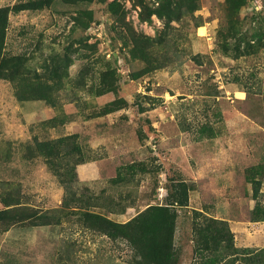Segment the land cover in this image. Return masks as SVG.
I'll return each mask as SVG.
<instances>
[{"label":"rangeland","instance_id":"1","mask_svg":"<svg viewBox=\"0 0 264 264\" xmlns=\"http://www.w3.org/2000/svg\"><path fill=\"white\" fill-rule=\"evenodd\" d=\"M140 1L0 0L10 9L6 54L21 56L26 75L51 96L20 99L18 84L0 77V195L57 208L64 182L78 179L90 210L127 222L171 200L185 181L176 231L182 264H204L211 253L196 252L200 209L229 219L219 226L234 247L264 249V211L254 212L264 209V0ZM128 26L166 39L156 47L160 67L139 78L132 73L145 63L133 55ZM228 28L237 36L225 52ZM73 133L83 156L56 175L35 142ZM0 264L134 263L126 241L72 216L0 230Z\"/></svg>","mask_w":264,"mask_h":264},{"label":"trees","instance_id":"2","mask_svg":"<svg viewBox=\"0 0 264 264\" xmlns=\"http://www.w3.org/2000/svg\"><path fill=\"white\" fill-rule=\"evenodd\" d=\"M137 1L142 4V1ZM114 3L115 1L111 3V8ZM42 6V3L33 2L34 8ZM9 12V7H0V77L8 78L18 84L17 94L20 99L50 98L43 82L30 79L26 75L27 62L19 55H7L5 52ZM128 32L129 36H127L130 42H133L134 57L140 58L145 63L144 67L132 73L134 78H139L159 66L160 59L156 47L157 44L165 45L166 39L160 38L158 42H155L148 36L137 33L131 26H128ZM235 33L234 28H228L226 32L221 33V36L225 38V44H223L225 52L233 49L230 39L237 36ZM235 47L238 53L240 44H235ZM54 67L53 73L58 74L60 67L57 65ZM107 76L113 78L114 72L108 73ZM22 88L24 92L29 90L30 93L20 95ZM104 90L108 88L105 87ZM207 127L202 126L201 130L204 131ZM78 136L73 133L56 139L35 142L38 155L43 156L45 163L54 174H65V172L69 174L77 166V162H72L71 157L83 156L82 148L75 142ZM63 185L65 194L62 205L52 209H40L24 204L13 194L8 197L0 195V202L4 206L0 209V230L7 231L12 225L24 222L37 226L59 224L64 219L77 216L78 221L86 227L98 230L114 240L126 241L132 250L134 264H182L181 249L176 244V231L178 208L188 204L189 199V187L185 181L175 185L176 190L172 193L171 200L149 205L127 222H117L103 212L90 210L88 207L92 199L85 198L90 191L78 179L64 182ZM261 211L264 209L257 206L254 212ZM195 214L197 217H205V223H199L194 228L197 234L194 237L196 252L203 253L206 249L214 253L204 264H217L228 254L230 259L228 263L223 264L237 262L238 264H264V249L234 247L233 234L229 229L225 231L219 226L222 221L208 217L203 211L195 210ZM261 219L264 220V217Z\"/></svg>","mask_w":264,"mask_h":264},{"label":"crops","instance_id":"3","mask_svg":"<svg viewBox=\"0 0 264 264\" xmlns=\"http://www.w3.org/2000/svg\"><path fill=\"white\" fill-rule=\"evenodd\" d=\"M200 210L203 211L204 213H206L207 215H209L210 217L214 218V219H220V218H221V220H224V221L229 220L228 218L226 219L225 217H215V216L209 214L208 212H205L203 209H200ZM232 231H233V230H232ZM223 243H224V242H223ZM235 245H236V244H235ZM245 246H246V245H245ZM236 247H238V246L236 245ZM263 248H264V247H263ZM256 249H262V248H256ZM228 253H230V252H228ZM211 255H212V253H210V256H211ZM204 257H207V254L204 255V256H202V257H200V258H199V262H200V261L202 262V261L205 259ZM229 259H230V256H229V254H228L227 257H224L223 260L218 261L217 264H223V263L227 262Z\"/></svg>","mask_w":264,"mask_h":264},{"label":"bare ground","instance_id":"4","mask_svg":"<svg viewBox=\"0 0 264 264\" xmlns=\"http://www.w3.org/2000/svg\"><path fill=\"white\" fill-rule=\"evenodd\" d=\"M202 28V27H201ZM203 31V30H202ZM203 33V32H202Z\"/></svg>","mask_w":264,"mask_h":264}]
</instances>
